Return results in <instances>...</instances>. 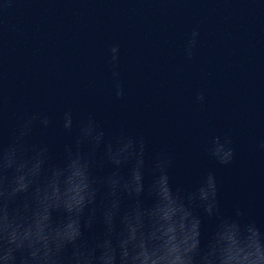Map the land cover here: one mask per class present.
Masks as SVG:
<instances>
[{
    "label": "water",
    "instance_id": "1",
    "mask_svg": "<svg viewBox=\"0 0 264 264\" xmlns=\"http://www.w3.org/2000/svg\"><path fill=\"white\" fill-rule=\"evenodd\" d=\"M113 45L120 100L107 63ZM3 100L5 140L23 110H47L45 138L57 152L70 137L55 120L71 105L109 131L123 123L168 148L177 182L214 171L222 209L238 205L264 226V0H0ZM225 134L235 149L226 166L204 150Z\"/></svg>",
    "mask_w": 264,
    "mask_h": 264
},
{
    "label": "clouds",
    "instance_id": "2",
    "mask_svg": "<svg viewBox=\"0 0 264 264\" xmlns=\"http://www.w3.org/2000/svg\"><path fill=\"white\" fill-rule=\"evenodd\" d=\"M119 54L113 45L107 60L117 100L125 97ZM6 108L0 101V264H264V226L238 205L222 209L214 171L177 182L168 148L123 123L109 131L71 105L55 120L70 137L57 152L45 138L47 110H23L5 140ZM204 150L219 165L235 157L227 134Z\"/></svg>",
    "mask_w": 264,
    "mask_h": 264
}]
</instances>
